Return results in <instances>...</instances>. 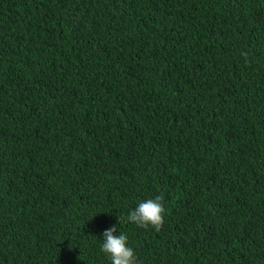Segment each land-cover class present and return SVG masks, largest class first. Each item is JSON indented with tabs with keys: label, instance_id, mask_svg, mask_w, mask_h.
I'll list each match as a JSON object with an SVG mask.
<instances>
[{
	"label": "trees",
	"instance_id": "16d2710c",
	"mask_svg": "<svg viewBox=\"0 0 264 264\" xmlns=\"http://www.w3.org/2000/svg\"><path fill=\"white\" fill-rule=\"evenodd\" d=\"M113 225L137 264H264V0H0V264H110Z\"/></svg>",
	"mask_w": 264,
	"mask_h": 264
},
{
	"label": "clouds",
	"instance_id": "9594fccd",
	"mask_svg": "<svg viewBox=\"0 0 264 264\" xmlns=\"http://www.w3.org/2000/svg\"><path fill=\"white\" fill-rule=\"evenodd\" d=\"M163 197L156 196L155 199L141 201L137 207L129 212L125 218L128 222L136 224L141 228L152 227L159 231L164 222ZM119 223H122L118 217ZM117 227L113 225L103 233L100 249L110 260V264H137L134 249L129 246L128 237L121 233L117 236Z\"/></svg>",
	"mask_w": 264,
	"mask_h": 264
}]
</instances>
